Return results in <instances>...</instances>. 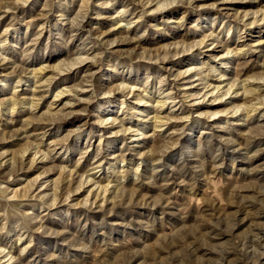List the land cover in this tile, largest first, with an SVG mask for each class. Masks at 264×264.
<instances>
[{
  "label": "rangeland",
  "instance_id": "1",
  "mask_svg": "<svg viewBox=\"0 0 264 264\" xmlns=\"http://www.w3.org/2000/svg\"><path fill=\"white\" fill-rule=\"evenodd\" d=\"M0 264H264V0H0Z\"/></svg>",
  "mask_w": 264,
  "mask_h": 264
}]
</instances>
